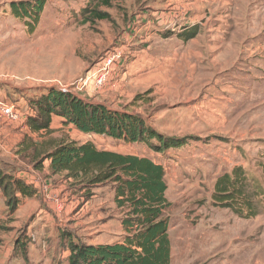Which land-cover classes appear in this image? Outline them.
Segmentation results:
<instances>
[{
  "label": "rangeland",
  "instance_id": "obj_1",
  "mask_svg": "<svg viewBox=\"0 0 264 264\" xmlns=\"http://www.w3.org/2000/svg\"><path fill=\"white\" fill-rule=\"evenodd\" d=\"M28 1L0 0V106L19 116L9 121L0 112V171L37 194L12 211L0 190V264H67L63 232L85 244L99 234L124 236L112 184L95 186L84 198L79 185L50 176L45 162L35 167L36 146L51 140L90 143L163 168L170 264H264V204L244 219L211 200L215 180L237 167L263 188L264 0H118L108 9L97 0H44L34 27L11 12V4ZM96 7L109 19L85 22L82 10ZM149 21L161 31L147 30ZM192 27L193 39L177 36ZM153 37L164 52L179 41L191 52L160 55L140 72L136 62L157 52ZM120 46L121 60L100 81L94 72ZM48 88L140 116L182 147L155 153L60 121L48 134H33L29 101ZM50 197L61 203L60 215Z\"/></svg>",
  "mask_w": 264,
  "mask_h": 264
},
{
  "label": "trees",
  "instance_id": "obj_2",
  "mask_svg": "<svg viewBox=\"0 0 264 264\" xmlns=\"http://www.w3.org/2000/svg\"><path fill=\"white\" fill-rule=\"evenodd\" d=\"M97 1L100 7L108 9L118 0ZM44 5V0H33L10 6L16 18L30 19L32 22L25 23L34 27ZM98 8L83 9L84 21L109 19V15ZM196 35L197 30L192 27L177 36L186 42ZM29 107L33 116L27 118L26 124L33 134L50 133L52 118H58L63 125L72 126L81 134L125 144H143L155 153L182 147L181 141L163 138L140 116L85 102L56 88L41 92L39 97L29 101ZM36 147L37 169L43 162L47 163L50 176H61L65 182L79 185L84 198L91 196V188L112 184L113 201L124 213L120 220L124 236L113 244L87 245L71 241L70 235L63 232L60 237L66 241L67 264H170L168 220L164 217L170 204L165 198L164 170L160 165L145 157L97 150L90 143L80 145L73 141L51 140ZM26 148L29 147L26 145ZM260 169L264 181V162ZM0 190L12 211L23 199L37 194L32 185L2 171ZM211 200L213 205L240 218L252 219L257 216L258 207L264 204V184L261 188L248 179L242 168H233L215 180Z\"/></svg>",
  "mask_w": 264,
  "mask_h": 264
},
{
  "label": "crops",
  "instance_id": "obj_3",
  "mask_svg": "<svg viewBox=\"0 0 264 264\" xmlns=\"http://www.w3.org/2000/svg\"><path fill=\"white\" fill-rule=\"evenodd\" d=\"M151 22L149 21V22H147V24H146V29L148 30V29H150L151 27H153L157 32H159V31H161L159 28H157L156 26H153V25H151ZM152 43L153 44H151L150 46L153 48V45L156 47V48H158L156 51L157 52H153V50L151 51L152 52V54H148L147 56H145V58H143L141 61L142 62H136L137 63V70L138 71H140V72H147L146 70H143V63L145 62V61H148V62H150L151 64H155V63H153V62H158L156 59H157V57H159L160 55H171V56H174V57H176V55H179L180 54V56H182L183 54H184V52H185V54L186 53H190L191 51H190V48H189V45H188V47L186 48L185 46H182L181 44H179V43H181L180 41L179 42H174V44H173V47H171V49H170V52L169 53H167V52H164V50L166 51V48H165V45H161V44H159L157 41V38H152ZM150 41V39H149V41L148 42H151ZM176 44V45H175ZM167 45V44H166ZM184 51V52H183ZM186 56V55H185ZM184 56V57H185ZM140 67H141V69H140ZM158 67V66H157ZM136 73H138L137 71H136ZM58 121H60L58 118H52V120H51V125H52V123L53 122H58ZM46 168H48V164L46 163ZM48 171V170H47ZM43 188H44V186H43ZM51 194V193H50ZM61 204V203H60ZM63 204V203H62ZM87 204H85L83 207H85ZM61 206L62 205H56V208H55V210H56V213H57V215H60V213H61ZM70 207V205L68 204V205H66V211H67V209ZM65 212V211H64ZM103 229V228H102ZM101 232H99V233H104V231L103 230H100ZM103 235H105V234H99V239L98 240H95V241H92L91 243H88L87 245H102V244H113V243H115V242H117L118 241V238L117 237H115V239H113V237L112 236H110L108 239H105V240H102V237H103ZM66 247V246H65ZM66 250V252L64 253V255H66V259H65V263H67V259H68V256H69V253H68V251H67V249H65Z\"/></svg>",
  "mask_w": 264,
  "mask_h": 264
},
{
  "label": "built area",
  "instance_id": "obj_4",
  "mask_svg": "<svg viewBox=\"0 0 264 264\" xmlns=\"http://www.w3.org/2000/svg\"><path fill=\"white\" fill-rule=\"evenodd\" d=\"M176 15L172 16V18H175ZM177 18V17H176ZM122 58V46H120L117 50L113 49L111 53H109L106 58L102 61L100 67H98L96 69V71L94 73H97L100 75V81L101 78L105 77L108 72L110 71L111 66L114 63H117L118 61H120ZM60 91L62 92H67L65 89H61ZM0 112H2V114L4 115V117L9 120V121H14L16 119H18V113L16 111H13L11 108L6 107V106H0ZM43 191H47L46 186H44ZM49 201L55 202L56 205H60V203L55 200V198H47Z\"/></svg>",
  "mask_w": 264,
  "mask_h": 264
}]
</instances>
